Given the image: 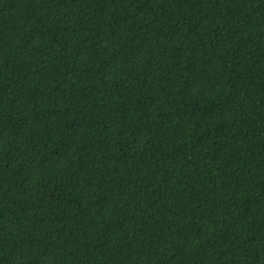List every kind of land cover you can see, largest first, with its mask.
I'll list each match as a JSON object with an SVG mask.
<instances>
[{"label": "trees", "instance_id": "16d2710c", "mask_svg": "<svg viewBox=\"0 0 264 264\" xmlns=\"http://www.w3.org/2000/svg\"><path fill=\"white\" fill-rule=\"evenodd\" d=\"M0 264H264V0H0Z\"/></svg>", "mask_w": 264, "mask_h": 264}]
</instances>
